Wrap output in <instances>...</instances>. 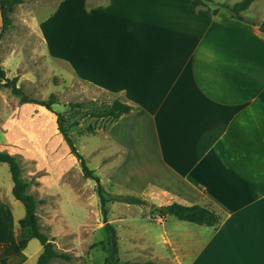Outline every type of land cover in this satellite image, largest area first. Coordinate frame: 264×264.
I'll list each match as a JSON object with an SVG mask.
<instances>
[{
	"label": "crops",
	"instance_id": "crops-1",
	"mask_svg": "<svg viewBox=\"0 0 264 264\" xmlns=\"http://www.w3.org/2000/svg\"><path fill=\"white\" fill-rule=\"evenodd\" d=\"M74 1L76 39L61 58L131 106L102 130L128 178L159 207L200 204L221 217L179 237L186 264H264V0L243 12L256 21L213 13L241 0ZM57 9L70 20L68 0Z\"/></svg>",
	"mask_w": 264,
	"mask_h": 264
},
{
	"label": "rangeland",
	"instance_id": "rangeland-1",
	"mask_svg": "<svg viewBox=\"0 0 264 264\" xmlns=\"http://www.w3.org/2000/svg\"><path fill=\"white\" fill-rule=\"evenodd\" d=\"M60 1L21 0L3 9L0 4L6 18L0 30V65L7 78L0 83V151L16 158L21 177L28 182L26 192L36 200L39 229L61 254L49 264H106L108 239L119 264H186L188 247L179 237L188 238L200 227L156 212L157 196L128 178L119 162L123 150L103 140L102 130L112 119L84 115L105 110L113 97L81 81L62 60L63 48L74 47L77 26L70 25L77 24V8L76 1L68 0L72 11L67 12L70 20L64 21L57 9ZM87 1L93 6L94 0ZM73 14L76 17L71 18ZM14 78L25 96L51 102L52 111L22 102L11 92L9 80ZM56 113L105 192L134 195L144 199V205L109 202L103 222L95 183L83 175L58 132ZM11 190L8 166L0 163V260L35 264L41 246L30 239L29 230L19 227L25 209Z\"/></svg>",
	"mask_w": 264,
	"mask_h": 264
},
{
	"label": "trees",
	"instance_id": "trees-1",
	"mask_svg": "<svg viewBox=\"0 0 264 264\" xmlns=\"http://www.w3.org/2000/svg\"><path fill=\"white\" fill-rule=\"evenodd\" d=\"M207 2H212V0H205ZM254 0H241L240 2H237L233 5H227V4H216L217 7L214 8L213 13H215L219 9L226 10L231 14V16L235 19L242 20V21H248L245 19V16L243 15V12L247 10V8L250 6V4ZM21 0H0L1 8L3 9L6 5H13V4H19ZM4 24L6 23V18L3 15ZM253 25H257V22L249 21ZM7 80L5 76V71L0 65V83L2 81ZM16 78L9 80V83L11 85V92L14 95H17L20 97V100L24 103H33L36 105H40L44 107L48 111H52L51 102H45V101H39L34 99H29L27 96H25L20 88H18L15 84ZM131 106L128 104H125L121 102L118 99H115L112 101V103L103 111H97L92 112L88 111L85 112V116H91L94 118H110L112 120L118 119L120 116L127 114L131 111ZM57 119H56V125L58 132L62 135L64 141L67 143L70 153L74 156V158L79 161L81 171L83 175L94 181L95 183V189H96V195L99 200L100 204V211L102 214L103 222H107V208L106 205L109 202H121L131 205H144L146 202L144 199L134 196V195H110L107 192H105L102 184L100 183V179L97 175L94 174V172L89 169V167L86 164L85 159L83 156L76 150L74 144L72 143V140L65 128L62 126L61 117L60 114L56 113ZM76 125V123H75ZM0 163H5L8 166L9 173L11 176L12 181V196L15 200L20 201L25 209V215L22 219L19 220L18 224L20 228H28L30 229V239H36L41 246V252L38 255L36 259L35 264H49V262L53 258L59 257L61 254L57 252V250L54 248V245L52 241L48 239V237L42 233L39 229V225L37 222L36 217V200L35 198L26 192L28 182H26L25 179L21 177L20 174V166L16 160V158L7 153L0 151ZM168 209V212H164L160 207H156L155 211L158 212L162 217H165L166 215H170L175 217L179 221H184L187 223H191L194 225L199 226H206V227H215L219 224L221 217L220 215L209 206H204L200 204H194V205H183L180 203L173 202L167 206H164ZM108 230V226H106ZM26 240L21 241L20 243H25ZM110 242L108 239V243L106 245V252L107 256L105 259L106 264H119L117 260L114 258V254L111 251ZM8 258L4 257L0 260V264H6ZM142 264H157L153 262H145Z\"/></svg>",
	"mask_w": 264,
	"mask_h": 264
},
{
	"label": "water",
	"instance_id": "water-1",
	"mask_svg": "<svg viewBox=\"0 0 264 264\" xmlns=\"http://www.w3.org/2000/svg\"><path fill=\"white\" fill-rule=\"evenodd\" d=\"M4 24V19H3V14L1 12V8H0V30L2 28ZM258 30L264 34V22L260 23V25L258 26ZM164 212H168V209L165 207H160Z\"/></svg>",
	"mask_w": 264,
	"mask_h": 264
}]
</instances>
